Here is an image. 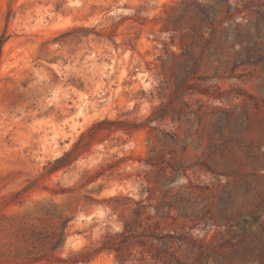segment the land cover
<instances>
[{
    "label": "rangeland",
    "instance_id": "374dc122",
    "mask_svg": "<svg viewBox=\"0 0 264 264\" xmlns=\"http://www.w3.org/2000/svg\"><path fill=\"white\" fill-rule=\"evenodd\" d=\"M0 33V264H264V0H0Z\"/></svg>",
    "mask_w": 264,
    "mask_h": 264
},
{
    "label": "trees",
    "instance_id": "16d2710c",
    "mask_svg": "<svg viewBox=\"0 0 264 264\" xmlns=\"http://www.w3.org/2000/svg\"><path fill=\"white\" fill-rule=\"evenodd\" d=\"M79 32H88V30L85 28H81V29H78V30H75L72 32H68L64 36H71V35L75 36ZM9 38L10 37L6 33H3V34L0 33V64L2 61V57H3V48L6 44V42L9 40ZM69 164H70V153H66L61 158H58L53 163L49 164L51 166V168L49 169V172L52 173V172L59 171L60 169L65 168ZM68 222L69 221L67 220L62 224V231L58 235V239L56 240V242H54V244L51 246L52 251L58 250L64 246V243L66 240V228H67ZM262 258H263V256H262Z\"/></svg>",
    "mask_w": 264,
    "mask_h": 264
}]
</instances>
